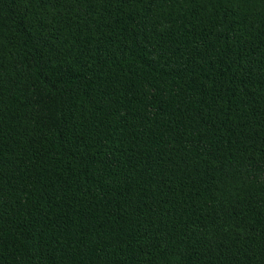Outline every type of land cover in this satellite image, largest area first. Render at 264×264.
Segmentation results:
<instances>
[{
    "label": "trees",
    "instance_id": "trees-1",
    "mask_svg": "<svg viewBox=\"0 0 264 264\" xmlns=\"http://www.w3.org/2000/svg\"><path fill=\"white\" fill-rule=\"evenodd\" d=\"M0 264H264V0H0Z\"/></svg>",
    "mask_w": 264,
    "mask_h": 264
}]
</instances>
